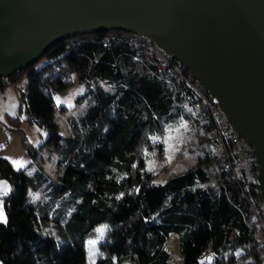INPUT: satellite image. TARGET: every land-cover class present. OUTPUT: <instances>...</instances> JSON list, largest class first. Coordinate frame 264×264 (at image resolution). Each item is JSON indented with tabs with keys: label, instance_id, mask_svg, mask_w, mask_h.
I'll list each match as a JSON object with an SVG mask.
<instances>
[{
	"label": "trees",
	"instance_id": "1",
	"mask_svg": "<svg viewBox=\"0 0 264 264\" xmlns=\"http://www.w3.org/2000/svg\"><path fill=\"white\" fill-rule=\"evenodd\" d=\"M105 34L62 40L46 51L42 59L50 62L42 68L0 76V89L19 92L8 130L34 123L48 133L39 148L22 138L31 160L23 169L0 158V178L11 189L3 198L8 223L0 225V264H170L171 235L178 239V264H262L249 205L260 194L255 157L213 172L201 167L211 158H199L195 167L155 184L142 152L151 145L148 134H161L188 114L177 106L178 86L146 67L133 48L106 42ZM73 77L92 104L69 118L70 135L62 137L53 96ZM42 148L49 149L48 162L55 157L57 178L41 164ZM103 226L101 236L96 229Z\"/></svg>",
	"mask_w": 264,
	"mask_h": 264
},
{
	"label": "water",
	"instance_id": "2",
	"mask_svg": "<svg viewBox=\"0 0 264 264\" xmlns=\"http://www.w3.org/2000/svg\"><path fill=\"white\" fill-rule=\"evenodd\" d=\"M110 31L151 38L217 99L253 149L264 202V0H0V76Z\"/></svg>",
	"mask_w": 264,
	"mask_h": 264
},
{
	"label": "rangeland",
	"instance_id": "3",
	"mask_svg": "<svg viewBox=\"0 0 264 264\" xmlns=\"http://www.w3.org/2000/svg\"><path fill=\"white\" fill-rule=\"evenodd\" d=\"M49 62L50 60L48 59H42L34 67L35 69H40ZM53 74L52 71L48 72V75ZM25 86V79H22L17 84V87L22 89V91L25 90ZM85 93V86L79 84L75 77H73L71 86L53 96L56 106L54 110V122L57 127V132L62 137H68L70 135L69 118L83 116L91 106L92 102L88 97H84ZM57 97H59V103H57ZM5 107L6 111H12L9 106V100H7L4 107L2 105L0 106V121L2 122L5 121L3 119ZM13 113L15 115L16 111ZM22 128L25 137L35 148H39L47 140V131L37 124L22 123ZM195 131H197V127H195L193 117L188 114L181 121L165 127L161 134H148L151 145H143L142 152L145 169L153 174V182L155 184H163L171 177L182 174L189 168L195 167L199 158H209L206 151L210 152L212 158L208 162H202L201 167L207 172H213V169L217 167L213 160L211 147L208 146L205 140H199ZM200 131L201 128H198V132ZM166 140L168 141L167 143H165ZM38 155L42 158L41 164H43L46 173L52 178H57L60 170L56 169L53 163L55 157L51 159L53 160L52 162H48L49 149H39ZM150 168L151 170H149ZM0 181H6L8 183L3 178H0ZM8 186L10 188L9 183ZM3 198L4 196H0V200H3ZM165 249L170 254V264H178L182 257L178 249V239L176 236L171 235L168 238ZM174 249L179 253L177 258L173 255Z\"/></svg>",
	"mask_w": 264,
	"mask_h": 264
},
{
	"label": "built area",
	"instance_id": "4",
	"mask_svg": "<svg viewBox=\"0 0 264 264\" xmlns=\"http://www.w3.org/2000/svg\"><path fill=\"white\" fill-rule=\"evenodd\" d=\"M104 39L109 43H124L133 48L136 57L146 67L160 75L166 82L179 87L182 101L177 106L193 117L197 137L199 140H205L211 147L213 160L220 170L231 171L254 156L252 147L234 131L217 99L211 97L197 79L158 48L151 38L110 31L106 32ZM198 128H201L200 132ZM206 154L212 158L209 151H206ZM218 181H221L219 176ZM249 205L258 222V238L261 242L259 258L264 264V202L261 195H255Z\"/></svg>",
	"mask_w": 264,
	"mask_h": 264
},
{
	"label": "crops",
	"instance_id": "5",
	"mask_svg": "<svg viewBox=\"0 0 264 264\" xmlns=\"http://www.w3.org/2000/svg\"><path fill=\"white\" fill-rule=\"evenodd\" d=\"M7 100H9V106L12 111H6L5 107L3 112V119L5 121H0V158L8 157L6 160L11 165V161L13 159H20L24 162V167H26L31 160L26 155L21 145V140L25 136L23 133L22 123L19 126V132H11L6 126L8 118L14 117L18 112L19 92L15 86H8L7 88L0 89V106L2 105L4 107ZM15 111L16 113L14 115L13 112Z\"/></svg>",
	"mask_w": 264,
	"mask_h": 264
},
{
	"label": "snow or ice",
	"instance_id": "6",
	"mask_svg": "<svg viewBox=\"0 0 264 264\" xmlns=\"http://www.w3.org/2000/svg\"><path fill=\"white\" fill-rule=\"evenodd\" d=\"M57 99V103H59V97L56 98ZM155 139V138H153ZM168 141L166 140L165 143H167ZM5 159H8V157H5ZM13 167L16 169V170H20V169H23L24 168V162L20 159H13L11 161ZM151 170V168L149 169ZM11 189L9 188L8 186V183L6 181H0V196H4V197H7L10 193ZM137 191H139V189H137ZM8 223V218L5 214V201L4 200H0V225H3V224H7ZM107 226H103V227H100L98 229H96L97 232H99L101 234V236H103L104 234V231H105V228ZM96 241L95 240H90L89 241V244L90 245H95ZM91 255H95V253H91ZM209 261H211V257H208L207 258ZM91 264H95V261H92ZM201 264H204L203 261H201Z\"/></svg>",
	"mask_w": 264,
	"mask_h": 264
},
{
	"label": "bare ground",
	"instance_id": "7",
	"mask_svg": "<svg viewBox=\"0 0 264 264\" xmlns=\"http://www.w3.org/2000/svg\"><path fill=\"white\" fill-rule=\"evenodd\" d=\"M173 252V251H172ZM173 255L177 258L179 253L174 249Z\"/></svg>",
	"mask_w": 264,
	"mask_h": 264
}]
</instances>
